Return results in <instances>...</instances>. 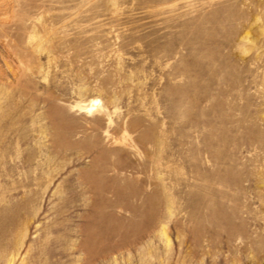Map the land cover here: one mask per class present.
<instances>
[{"label":"rangeland","instance_id":"1","mask_svg":"<svg viewBox=\"0 0 264 264\" xmlns=\"http://www.w3.org/2000/svg\"><path fill=\"white\" fill-rule=\"evenodd\" d=\"M0 264H264V0H0Z\"/></svg>","mask_w":264,"mask_h":264},{"label":"bare ground","instance_id":"2","mask_svg":"<svg viewBox=\"0 0 264 264\" xmlns=\"http://www.w3.org/2000/svg\"><path fill=\"white\" fill-rule=\"evenodd\" d=\"M97 105H98V101H94L93 104H92V106H91V109H92L93 107L97 106Z\"/></svg>","mask_w":264,"mask_h":264}]
</instances>
